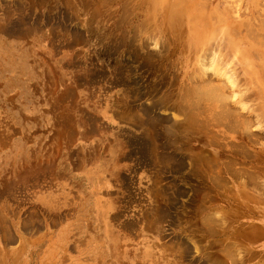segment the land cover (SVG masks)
<instances>
[{"label": "rangeland", "instance_id": "1", "mask_svg": "<svg viewBox=\"0 0 264 264\" xmlns=\"http://www.w3.org/2000/svg\"><path fill=\"white\" fill-rule=\"evenodd\" d=\"M0 264H264V0H0Z\"/></svg>", "mask_w": 264, "mask_h": 264}, {"label": "bare ground", "instance_id": "2", "mask_svg": "<svg viewBox=\"0 0 264 264\" xmlns=\"http://www.w3.org/2000/svg\"><path fill=\"white\" fill-rule=\"evenodd\" d=\"M257 35H258V34H257ZM256 37H257V36H256ZM208 62H209V61H208ZM205 70H206V69H205ZM226 76H227V75H226ZM211 89H212V88H211ZM210 91H211V90H210ZM202 93H203V92H202ZM210 94H211V93H210ZM204 95H205V94H204ZM206 95H207V94H206ZM211 95H213V94H211ZM211 95H210V96H209V95L207 96L208 98H207L206 101H209V100H208L209 97H210V99H211V97H213V96H211ZM216 95H217V93H216ZM199 96H200V95H199ZM217 97H218V95H217ZM213 98H214V97H213ZM213 98H212V99H213ZM201 99H202V97H201ZM212 99H211V101H213ZM214 101H215V100H214ZM201 104H202V103H201ZM202 107H203V106H202ZM220 107H221V106H220ZM224 107H225V106H224ZM200 108H201V107H200ZM196 109H197V108H196ZM221 109H222V108H221ZM202 110H203V109H202ZM221 111H222V110H221ZM202 112H203V111H202ZM204 112H205V111H204ZM206 112H207V111H206ZM226 114H227V113H226ZM229 115H230V114H229ZM223 116H224V115H223ZM217 117H218V116H217ZM214 119H215V118H214ZM222 120H223V119H222ZM227 120H228V119H227ZM224 121H225V120H224ZM222 122H223V121H222ZM224 124H225V122H224Z\"/></svg>", "mask_w": 264, "mask_h": 264}]
</instances>
